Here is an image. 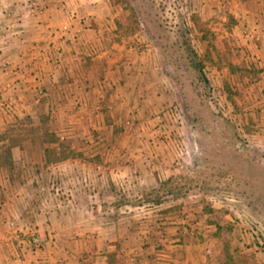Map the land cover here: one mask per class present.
<instances>
[{"label": "crops", "instance_id": "1", "mask_svg": "<svg viewBox=\"0 0 264 264\" xmlns=\"http://www.w3.org/2000/svg\"><path fill=\"white\" fill-rule=\"evenodd\" d=\"M202 1L191 41L238 135L264 155V0ZM40 2L29 15L0 0V264H223L226 252L230 264H264L251 233L201 223L197 239L172 208L182 198L162 182L180 165L154 115L179 95L155 51L130 47L140 30L107 0ZM46 148L65 151L46 159ZM53 184L72 201L52 198ZM29 224L39 248L23 239Z\"/></svg>", "mask_w": 264, "mask_h": 264}, {"label": "rangeland", "instance_id": "2", "mask_svg": "<svg viewBox=\"0 0 264 264\" xmlns=\"http://www.w3.org/2000/svg\"><path fill=\"white\" fill-rule=\"evenodd\" d=\"M107 1L122 11L123 20H128L126 31L140 30L144 42L132 43L141 45L139 48L150 47L157 53L161 72L166 75L171 90L179 95L160 109L171 108L177 122L168 124L169 128L166 126L165 135L154 136L177 150L169 160L172 166H180L172 173L170 184L182 200L172 208L181 219L191 218L188 232L197 239L201 236L197 231L199 224L217 222L230 236L232 231L251 233L255 245L264 250V155L252 152V145L238 135L232 110L224 105V94L218 91L209 68L203 66L206 76H210L205 88L191 67L182 43V36L191 40L193 35L189 21L200 16L197 11L192 12V5L198 7L203 1ZM192 44L202 60L205 59L201 54L203 44ZM231 124L241 141L234 136ZM217 238H214L216 242Z\"/></svg>", "mask_w": 264, "mask_h": 264}, {"label": "built area", "instance_id": "3", "mask_svg": "<svg viewBox=\"0 0 264 264\" xmlns=\"http://www.w3.org/2000/svg\"><path fill=\"white\" fill-rule=\"evenodd\" d=\"M20 3L22 4V8L24 11L29 14V15H40L44 11V4L40 2V0H19ZM74 18V15L71 16ZM60 30L62 32L69 31L70 30V25L68 23H64L60 26ZM131 48L135 47L139 52H143L144 48H139L141 45H136V44H131ZM38 94H42L43 90L40 88L37 90ZM174 111L171 110V108H166L164 110H159L157 113H155V118H156V124H155V132L160 135H165V122L164 120L167 118H173L174 117ZM96 168L98 170H102V166L100 164L96 165ZM50 196L52 198H60V196H65L68 198V201H72V198H69L71 196L70 192L63 188L60 185L53 184L52 187L50 188ZM7 224L9 227H12L15 225L14 220L9 219L7 221ZM30 226H27L25 229V232L23 233L25 238L23 239L27 240L33 248H39L41 247V238L40 235L37 232V229L34 224H29Z\"/></svg>", "mask_w": 264, "mask_h": 264}, {"label": "trees", "instance_id": "4", "mask_svg": "<svg viewBox=\"0 0 264 264\" xmlns=\"http://www.w3.org/2000/svg\"><path fill=\"white\" fill-rule=\"evenodd\" d=\"M183 37V46L185 47L186 49V54L188 55V59H189V62L191 64V67L195 70V73L197 72V78L198 80L203 84V86H205V88L208 87V78L206 76V74L204 73L203 71V66H204V63H203V60L202 58L199 56V54L196 52V50L194 49L193 47V44H192V41L185 37V36H182ZM225 121L227 123H230V121L225 117L224 118ZM231 128H232V131H233V134L234 136L239 139L241 141V138L236 134L235 130L233 129V126L231 124ZM46 138L48 136H52V134H46ZM50 138V137H48ZM54 140V136L51 137L50 140ZM63 146V145H62ZM8 150V149H7ZM46 159H51V158H54V157H59L61 154L64 153V149L61 150V154L60 155H56L55 154V149L53 148H46ZM3 157H4V162L7 163V164H10L11 163V160L9 159V155H8V152H4L3 154ZM171 178H168L167 180H165L163 183V188L166 190V192H174V186H172L170 183H171ZM174 194H177V191L176 193ZM232 262V256L231 254H229L228 252H226V258L224 260V263L223 264H230Z\"/></svg>", "mask_w": 264, "mask_h": 264}]
</instances>
